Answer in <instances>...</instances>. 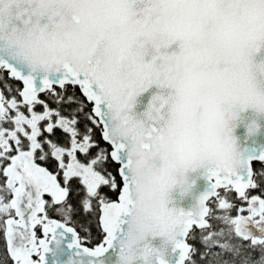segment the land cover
<instances>
[{
  "label": "snow or ice",
  "instance_id": "obj_1",
  "mask_svg": "<svg viewBox=\"0 0 264 264\" xmlns=\"http://www.w3.org/2000/svg\"><path fill=\"white\" fill-rule=\"evenodd\" d=\"M248 108L264 0H0V264H264Z\"/></svg>",
  "mask_w": 264,
  "mask_h": 264
},
{
  "label": "water",
  "instance_id": "obj_2",
  "mask_svg": "<svg viewBox=\"0 0 264 264\" xmlns=\"http://www.w3.org/2000/svg\"><path fill=\"white\" fill-rule=\"evenodd\" d=\"M173 48L178 50V45H173ZM148 57H146L147 59ZM260 57H256V61L259 62ZM155 90V86H152L147 92L142 93L137 99L141 104L145 103L149 95ZM139 110V108L137 109ZM240 121L233 130V135L237 139V142L241 147L248 148L249 151L255 149L256 151L264 150V113H259L253 108H248L240 113ZM255 121L259 126L258 131L253 136H248L246 125ZM162 164V161H158V165ZM202 169L196 172H189L186 174L189 183H193V186L187 194H181L179 186H174L169 193V207L183 209L185 211L190 210L196 203L197 198L207 188V182L204 176L201 174ZM179 179V177H178ZM156 244L160 243L159 238L155 241ZM107 264H115L116 256L114 253H110L106 258Z\"/></svg>",
  "mask_w": 264,
  "mask_h": 264
},
{
  "label": "trees",
  "instance_id": "obj_3",
  "mask_svg": "<svg viewBox=\"0 0 264 264\" xmlns=\"http://www.w3.org/2000/svg\"><path fill=\"white\" fill-rule=\"evenodd\" d=\"M4 252V239L2 235H0V253Z\"/></svg>",
  "mask_w": 264,
  "mask_h": 264
},
{
  "label": "clouds",
  "instance_id": "obj_4",
  "mask_svg": "<svg viewBox=\"0 0 264 264\" xmlns=\"http://www.w3.org/2000/svg\"><path fill=\"white\" fill-rule=\"evenodd\" d=\"M177 179H178V177H177ZM179 179H181V178L179 177ZM179 179H178V180H179ZM177 186H179V185H177Z\"/></svg>",
  "mask_w": 264,
  "mask_h": 264
}]
</instances>
